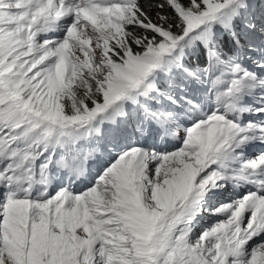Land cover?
Returning a JSON list of instances; mask_svg holds the SVG:
<instances>
[{
    "label": "snow or ice",
    "instance_id": "6c2138e0",
    "mask_svg": "<svg viewBox=\"0 0 264 264\" xmlns=\"http://www.w3.org/2000/svg\"><path fill=\"white\" fill-rule=\"evenodd\" d=\"M0 264H264V0H0Z\"/></svg>",
    "mask_w": 264,
    "mask_h": 264
},
{
    "label": "rangeland",
    "instance_id": "374dc122",
    "mask_svg": "<svg viewBox=\"0 0 264 264\" xmlns=\"http://www.w3.org/2000/svg\"><path fill=\"white\" fill-rule=\"evenodd\" d=\"M205 222H208V221H207V218H206Z\"/></svg>",
    "mask_w": 264,
    "mask_h": 264
}]
</instances>
